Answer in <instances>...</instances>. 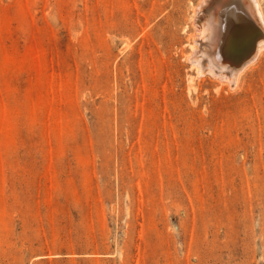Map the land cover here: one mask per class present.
I'll return each mask as SVG.
<instances>
[{"label": "rangeland", "instance_id": "374dc122", "mask_svg": "<svg viewBox=\"0 0 264 264\" xmlns=\"http://www.w3.org/2000/svg\"><path fill=\"white\" fill-rule=\"evenodd\" d=\"M205 1L0 0V264H264V36L199 68Z\"/></svg>", "mask_w": 264, "mask_h": 264}, {"label": "bare ground", "instance_id": "6f19581e", "mask_svg": "<svg viewBox=\"0 0 264 264\" xmlns=\"http://www.w3.org/2000/svg\"><path fill=\"white\" fill-rule=\"evenodd\" d=\"M205 3L203 2L201 5ZM209 3H207V6H209ZM214 3L222 11L221 13L217 12L218 14L215 13L217 14L216 17L211 16L209 21H204L206 15L202 13L206 5H203L205 8L200 10L202 15L196 12L198 17L195 19V23L198 24H195L196 32L192 36V49L197 50L195 47L196 41L197 43L200 42L198 44L201 49L198 48L200 52L194 50L195 53H192L194 55L190 54V60L192 62H200L197 66H203L204 58L202 59V56L206 57V61H208L212 70L221 74L222 69L225 68L233 79L239 80L240 74L259 58L260 50L264 47H262V36H264V7L261 0H215ZM211 4L213 5V2ZM201 5H198L197 8H200L199 6ZM210 7L211 5L208 7V11ZM196 10L198 11L199 9ZM260 31L262 33L258 36V32ZM220 35L223 36V41L220 40ZM219 40L222 42L220 43ZM224 48L226 52H224ZM219 56L226 58L227 61L221 63L218 60ZM218 76L220 77V75Z\"/></svg>", "mask_w": 264, "mask_h": 264}]
</instances>
